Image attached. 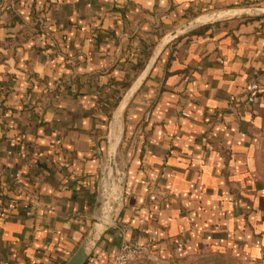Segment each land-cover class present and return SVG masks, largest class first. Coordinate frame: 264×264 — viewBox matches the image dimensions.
Wrapping results in <instances>:
<instances>
[{
	"label": "crops",
	"instance_id": "1",
	"mask_svg": "<svg viewBox=\"0 0 264 264\" xmlns=\"http://www.w3.org/2000/svg\"><path fill=\"white\" fill-rule=\"evenodd\" d=\"M247 8L0 0V264H64L93 220L85 264L123 243L264 264V18L210 20Z\"/></svg>",
	"mask_w": 264,
	"mask_h": 264
},
{
	"label": "water",
	"instance_id": "2",
	"mask_svg": "<svg viewBox=\"0 0 264 264\" xmlns=\"http://www.w3.org/2000/svg\"><path fill=\"white\" fill-rule=\"evenodd\" d=\"M222 18H264V9H256V8H247L243 10H228L217 15H211L210 20H218ZM198 22V21H197ZM196 22V23H197ZM186 28H181L178 31L172 32L166 38H164L155 48L152 56L149 59V63L142 74V76L138 80V84H140L145 78L148 70L151 65L156 60L158 53L160 50L166 46L169 42H171L177 35L184 31ZM133 91L129 93V95H133ZM110 162H113V158H110ZM107 225L103 224L101 221L93 220L92 225L89 229V232L82 240L78 248L72 254V256L64 263V264H85L88 258L91 256L93 249L101 239L104 232L107 230Z\"/></svg>",
	"mask_w": 264,
	"mask_h": 264
},
{
	"label": "rangeland",
	"instance_id": "3",
	"mask_svg": "<svg viewBox=\"0 0 264 264\" xmlns=\"http://www.w3.org/2000/svg\"><path fill=\"white\" fill-rule=\"evenodd\" d=\"M112 177H107L106 179V191L107 193L113 189V184L111 183ZM109 187V188H108ZM130 264H245L243 260L240 258L231 255L228 252H220L217 250L216 252H207L202 253L196 256L189 257H181L176 258L172 256V258H166L163 256L157 255H145L142 258L134 260Z\"/></svg>",
	"mask_w": 264,
	"mask_h": 264
},
{
	"label": "built area",
	"instance_id": "4",
	"mask_svg": "<svg viewBox=\"0 0 264 264\" xmlns=\"http://www.w3.org/2000/svg\"><path fill=\"white\" fill-rule=\"evenodd\" d=\"M260 68L264 79V51L260 56ZM259 91L258 82H253L245 89L246 102L252 103L256 93ZM233 98V97H232ZM148 247L134 243H123L115 253L110 264H130L134 260L144 257Z\"/></svg>",
	"mask_w": 264,
	"mask_h": 264
}]
</instances>
